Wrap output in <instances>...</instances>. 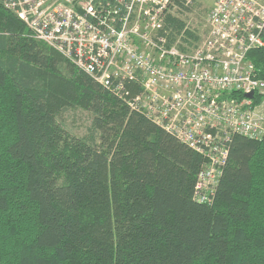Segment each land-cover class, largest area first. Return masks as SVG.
<instances>
[{"label": "trees", "instance_id": "16d2710c", "mask_svg": "<svg viewBox=\"0 0 264 264\" xmlns=\"http://www.w3.org/2000/svg\"><path fill=\"white\" fill-rule=\"evenodd\" d=\"M75 105L96 140L58 122ZM203 163L0 4V264H264V138H232L211 205Z\"/></svg>", "mask_w": 264, "mask_h": 264}, {"label": "built area", "instance_id": "2783aa9c", "mask_svg": "<svg viewBox=\"0 0 264 264\" xmlns=\"http://www.w3.org/2000/svg\"><path fill=\"white\" fill-rule=\"evenodd\" d=\"M0 4L32 39L203 159L197 203L215 201L233 137L264 138V71L249 58L264 48V0H213L208 12L202 0Z\"/></svg>", "mask_w": 264, "mask_h": 264}, {"label": "rangeland", "instance_id": "374dc122", "mask_svg": "<svg viewBox=\"0 0 264 264\" xmlns=\"http://www.w3.org/2000/svg\"><path fill=\"white\" fill-rule=\"evenodd\" d=\"M206 11L213 7V0H202ZM206 12V13H207ZM192 25L202 26L201 18H192ZM30 34V33H29ZM94 115L82 106L66 107L57 113L58 122L73 136L87 140H96L92 123Z\"/></svg>", "mask_w": 264, "mask_h": 264}, {"label": "water", "instance_id": "95a60500", "mask_svg": "<svg viewBox=\"0 0 264 264\" xmlns=\"http://www.w3.org/2000/svg\"><path fill=\"white\" fill-rule=\"evenodd\" d=\"M248 98H253V94L247 95Z\"/></svg>", "mask_w": 264, "mask_h": 264}]
</instances>
